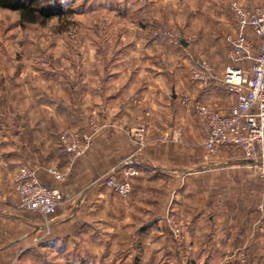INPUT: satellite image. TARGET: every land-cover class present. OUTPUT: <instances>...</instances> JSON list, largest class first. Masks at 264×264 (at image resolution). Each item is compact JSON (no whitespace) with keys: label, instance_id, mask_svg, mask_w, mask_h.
<instances>
[{"label":"crops","instance_id":"crops-1","mask_svg":"<svg viewBox=\"0 0 264 264\" xmlns=\"http://www.w3.org/2000/svg\"><path fill=\"white\" fill-rule=\"evenodd\" d=\"M236 1L242 5L250 2L264 6V0ZM221 3L225 2L221 0ZM221 3L219 0L216 4L212 0L203 3L213 8L210 18L214 19L209 20L214 30L210 34L213 52L209 53L214 79L207 85L191 82L182 70H171L165 74L167 81L172 82L168 90L161 84L162 80H157L158 76L163 77L161 71L148 70L140 63L133 70L118 74V71H109L106 76L97 75L90 84L83 81L74 89L71 87L69 93L73 92L76 98L73 108L61 98L55 102L38 95L32 109L52 110L57 104L58 115L47 121L43 117L32 118L28 110L22 117L3 116L4 104L12 105L10 99L16 101L19 91L15 90L10 99L4 98L0 67V254L18 249L23 252L27 249L23 247V237L28 236V241L34 242L45 231L44 219L36 213L11 212L18 201L12 178L20 166H34L42 184L59 187L64 193L56 212L48 218L49 234L41 239L45 251L62 253L66 252L65 244L71 239L77 242L84 234H94L97 240L113 237L107 234L110 229H97L113 218L106 213L109 202L103 200L107 189L101 180L128 157H132L139 175L133 181L130 196L120 202V208L123 218L136 225L126 235L131 239L136 227L138 241L143 240L140 247L128 246L129 255L140 254L147 235L158 231V224L146 222H161L168 210L170 215L188 221V248L194 246V238L203 235L209 241H204L202 250L220 245L224 251L225 248L234 251L245 242L249 244L252 235L263 236L264 220L258 221L249 193L245 191L256 188L246 185L251 173L249 162L235 150L209 154L204 148L206 131L180 105L182 95L223 113L236 104V96L222 83L229 41L236 31ZM249 35L252 51L246 69L254 63L260 46L259 40ZM1 58L0 53V62ZM137 122L146 123L149 144L140 154L133 155L135 145L128 132ZM62 126L92 134L90 150L84 157L69 160L56 138L55 132ZM52 165L65 174L64 184L53 182L47 174V168ZM109 196L115 199L111 192ZM109 209L114 214V206L110 205ZM214 213H219V217ZM142 227L145 229L140 231ZM218 237L221 244L214 241ZM229 237L234 238L232 243L226 240ZM258 246H254V251L263 253ZM258 257L260 260L262 256ZM0 264L5 262L0 260Z\"/></svg>","mask_w":264,"mask_h":264},{"label":"rangeland","instance_id":"rangeland-1","mask_svg":"<svg viewBox=\"0 0 264 264\" xmlns=\"http://www.w3.org/2000/svg\"><path fill=\"white\" fill-rule=\"evenodd\" d=\"M50 1H57L63 12L45 23L22 25L18 12L0 9L2 92L4 98L7 96L10 99L15 90L19 91V99L16 101L10 99L12 105L4 104V117L26 116L25 110H28V115L32 118L43 117L51 121L58 115L55 107L57 104L53 105L52 110L45 107H39L40 111L32 109L35 107L34 100L38 101V95L45 100L51 98L50 100L55 102L61 98L73 108L76 98L73 92L69 93L71 87L74 89L83 81L90 84L97 75L106 76L109 71H118L116 72L118 74L122 70H133L140 63L148 70L161 71L163 77L158 76L157 80H162L161 84L164 83L168 90L172 82L170 78L167 81L165 74L171 70L186 72L191 81L190 69L195 62L196 54H203L210 64L209 53L213 52L214 45L211 44L210 34L214 30L210 28L212 26L209 20H214L210 18V11H213V8L206 7L203 4L204 0ZM219 1L221 3V0ZM216 2L218 3V0H212V4ZM223 2L226 4L225 7L222 3L220 6L230 14L234 24L232 4L237 1ZM229 43L231 44V39ZM230 63L227 53L225 67ZM180 105L182 106L181 102ZM65 131L80 132L73 127L62 126L55 132L60 146L59 136ZM73 159L75 158H69L71 161ZM248 165L251 173L246 185L252 184V187L256 188L245 191L249 193L248 199L254 205L258 221H262L264 217L258 210V204L264 198V177L256 172L250 163ZM24 166L36 171L34 166ZM52 167L57 168L53 165L49 168ZM49 168L46 172L53 182L64 184L65 174L61 171L65 176L64 180L56 181L49 174ZM105 191L103 200L109 202L106 213L109 218H113L97 229L100 231L104 227L110 229V233L107 234H112L113 237L100 241L94 238V234H84L77 242L71 239L70 243L65 244L66 252L48 253L43 247L42 236L45 238L48 235H45L44 231L34 242L28 241V236L23 237L21 241H24L23 247L27 246V249L23 252L19 249L11 253L3 252L0 254V260L5 264H246L248 260L251 263L253 261L252 264L258 262L264 264L262 262L264 252L257 254L254 251V246L258 245L264 251V233H261L263 236L252 235L249 244L245 242L234 251H231L233 248L230 250L225 248L224 251L220 245L219 248L211 246V250H202L204 241H209L204 235L194 238L192 240L194 246L188 248L189 223L183 220L187 225V231L177 238L170 227V210L165 213L161 222H146L158 224V231L147 235L144 249H141L142 252L138 251L140 254L135 252L129 255L128 246L140 247L143 240L138 241L136 235L139 233L135 230L136 227L129 239L126 234L133 223L123 218L121 213L120 202L124 199L111 191L115 199H110L109 190ZM110 205L115 208L114 214L109 209ZM11 212L20 214L27 211L19 209L16 203ZM205 213L208 216V212ZM218 215L219 213L215 214L216 217H219ZM226 240L232 243L234 238L229 237ZM214 241L221 244V237L214 238ZM256 254L262 256V261L255 256ZM137 257L141 259L137 260Z\"/></svg>","mask_w":264,"mask_h":264},{"label":"built area","instance_id":"built-area-1","mask_svg":"<svg viewBox=\"0 0 264 264\" xmlns=\"http://www.w3.org/2000/svg\"><path fill=\"white\" fill-rule=\"evenodd\" d=\"M232 11L236 32L228 52L231 63L224 70L222 83L236 96V104L223 113L204 103L191 101L188 95H183L180 102L206 131L204 148L209 154L235 150L264 177V6L236 2L232 4ZM249 34L259 40L260 46L254 63L246 69L252 51ZM190 79L200 85H207L214 79L213 68L201 53L196 54ZM128 136L135 145L133 155L147 148L149 142L145 123L137 122L129 129ZM59 142L69 157L81 158L90 150L92 134L65 131L60 134ZM48 172L54 180H64V174L56 167L49 168ZM138 175L135 162L128 157L113 167L102 178L101 184L115 195L127 199ZM12 183L19 209L43 218L44 234H49L47 221L64 199L62 190L42 184L36 171L24 165L17 169ZM258 210L264 217V198L258 204ZM170 227L177 238L187 231L183 219L174 215H171Z\"/></svg>","mask_w":264,"mask_h":264},{"label":"trees","instance_id":"trees-1","mask_svg":"<svg viewBox=\"0 0 264 264\" xmlns=\"http://www.w3.org/2000/svg\"><path fill=\"white\" fill-rule=\"evenodd\" d=\"M0 9L18 12L22 25L45 23L63 12L57 1L50 0H0Z\"/></svg>","mask_w":264,"mask_h":264},{"label":"water","instance_id":"water-1","mask_svg":"<svg viewBox=\"0 0 264 264\" xmlns=\"http://www.w3.org/2000/svg\"><path fill=\"white\" fill-rule=\"evenodd\" d=\"M181 43L185 45V43H184V42H182V41H181ZM144 229H145V228H144V227H142V228L140 229V231H142V230H144Z\"/></svg>","mask_w":264,"mask_h":264}]
</instances>
